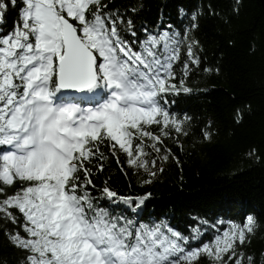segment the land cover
Returning <instances> with one entry per match:
<instances>
[{
	"label": "snow or ice",
	"instance_id": "1",
	"mask_svg": "<svg viewBox=\"0 0 264 264\" xmlns=\"http://www.w3.org/2000/svg\"><path fill=\"white\" fill-rule=\"evenodd\" d=\"M140 10L114 0H0V241L14 264H264V248L251 247L260 227L252 214L181 231L140 219L150 193L96 188L113 158L151 183L174 158L165 139L175 134L182 148L192 119L174 113L170 97L192 94L197 70L219 73L197 36L205 16L222 15L214 0L138 29ZM217 133L209 122L201 138ZM0 264H9L3 254Z\"/></svg>",
	"mask_w": 264,
	"mask_h": 264
},
{
	"label": "trees",
	"instance_id": "2",
	"mask_svg": "<svg viewBox=\"0 0 264 264\" xmlns=\"http://www.w3.org/2000/svg\"><path fill=\"white\" fill-rule=\"evenodd\" d=\"M199 3L114 0V6L142 7L133 16L138 29L141 25L152 27L160 19L175 20L179 10ZM214 3L222 15L205 16L197 36L205 60L218 65L219 73L197 70L189 81L193 93L170 97L174 113L182 119L185 113L192 118L185 124L188 135L179 138L183 147H178L175 134L165 139L174 158L163 162V171H158L151 183L142 184L146 177L131 170L126 175L114 158L104 162L105 169L94 176V183L100 189L107 182L121 196L150 193L140 219H167L181 231L194 221L223 220L227 226L229 221L241 222L252 214L260 227L251 247L264 248V10L260 0H240L238 13L232 11L233 0ZM15 18V10L9 9L5 17L8 29ZM237 109L244 112L239 124L235 122ZM209 122L211 130L218 133L207 141L201 138V131ZM251 149H256L257 155L249 158ZM0 254L14 264L13 251L2 241Z\"/></svg>",
	"mask_w": 264,
	"mask_h": 264
},
{
	"label": "water",
	"instance_id": "3",
	"mask_svg": "<svg viewBox=\"0 0 264 264\" xmlns=\"http://www.w3.org/2000/svg\"><path fill=\"white\" fill-rule=\"evenodd\" d=\"M260 2H261V5H262V8L264 10V0H260Z\"/></svg>",
	"mask_w": 264,
	"mask_h": 264
},
{
	"label": "rangeland",
	"instance_id": "4",
	"mask_svg": "<svg viewBox=\"0 0 264 264\" xmlns=\"http://www.w3.org/2000/svg\"><path fill=\"white\" fill-rule=\"evenodd\" d=\"M158 173V172H157Z\"/></svg>",
	"mask_w": 264,
	"mask_h": 264
}]
</instances>
